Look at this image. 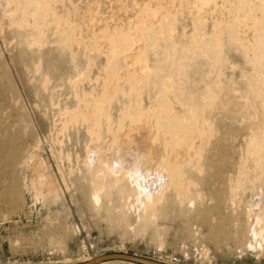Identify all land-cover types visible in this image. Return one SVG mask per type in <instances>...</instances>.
<instances>
[{
    "label": "rangeland",
    "instance_id": "obj_1",
    "mask_svg": "<svg viewBox=\"0 0 264 264\" xmlns=\"http://www.w3.org/2000/svg\"><path fill=\"white\" fill-rule=\"evenodd\" d=\"M193 23L187 14L179 12L174 18H168L163 22L164 34L157 36L162 43H154L147 31H142L144 36L138 38L143 43V56L150 72L142 79L128 71L124 61L127 53L121 51L124 55L117 54L111 63L109 55L89 50L87 46L95 33L91 37L80 36L78 55L73 59L68 51L61 49L59 34L54 35L50 28L43 47L27 48L23 41L28 32L11 28L6 20L0 21V264H82L107 254H126L165 264H264V249L259 252L246 247L249 239L246 209L249 206L258 213V200L264 206V168L258 170L254 159L246 157L249 138L258 133L256 125L263 115L259 109L261 88L253 66L246 64L243 53L225 34L219 42L210 36H205L203 41L194 37L197 42H193L191 37L197 27ZM204 28L209 35L210 23H205ZM204 42L207 50L200 49ZM172 44L174 51L170 50ZM215 46L218 50L213 51ZM173 53V58L189 56L184 65L186 70L181 72L182 76H171L172 82L175 85L187 83L201 93L210 88L217 91L220 101L209 120L211 134L202 141L206 147L198 151L200 160L196 165L182 166L179 191L182 204L173 188L165 191L157 205L158 211L152 212L148 219H142L141 215L138 218L137 195L132 193L129 198L131 193L127 188L121 195L105 192L100 206L92 204L86 196L93 175L84 169L90 146L86 132L89 124L81 121L80 106L92 107L89 94L94 93L96 82L92 81V91L81 98V103L77 97L80 91L77 76L83 73L88 78L93 69L105 76V80L102 79L105 93L99 97L96 110L100 113V132L104 136V112L111 118L113 130L116 124V129L120 125L119 116L126 108L130 110L129 117L138 121L143 108L159 114V107L168 100L157 88L145 83L152 82L158 74L167 75L168 72L160 68L170 65L168 60ZM110 85H115L113 91L107 87ZM106 97L114 100L108 101ZM175 102L170 101L169 119L186 117L183 103ZM222 108L230 111H220ZM83 112L86 113V109ZM123 122L128 128V118ZM178 135L179 132L174 136ZM143 142L121 147L124 169L143 165L153 173L156 166L141 159V152L149 146L148 141ZM168 147L173 149L171 145ZM40 162L49 168L47 172L56 186L54 193L36 182L38 177L34 170ZM201 165L203 169L197 170ZM252 193L256 199L250 198ZM216 194L226 197L225 206L216 207ZM188 199L195 204L191 209L190 204H186ZM165 203L166 208L161 209ZM206 207L207 222L216 229L214 242L209 241L207 225L201 223L195 211Z\"/></svg>",
    "mask_w": 264,
    "mask_h": 264
},
{
    "label": "bare ground",
    "instance_id": "obj_2",
    "mask_svg": "<svg viewBox=\"0 0 264 264\" xmlns=\"http://www.w3.org/2000/svg\"><path fill=\"white\" fill-rule=\"evenodd\" d=\"M178 12L187 14L188 17L197 24L195 28L196 32L191 37L193 42L196 41H194V37L196 39L198 37V39L200 38L202 39L201 41H203L205 36H210L211 39L217 42L219 38L223 37V34H225L228 39L237 46V50L239 49L240 53H243L246 64L249 63L253 66V72L256 74V81L260 85V87L259 85L258 87L261 88L259 89L261 90L259 91L261 95V106L259 109L262 110L263 115L256 125L258 133H253L249 138L246 157H248V159L253 158L254 165L258 170L262 171L264 168V0H76L72 2L71 0H0V21H8L10 27L12 26L14 29L22 28L26 30L28 32V37L24 39L23 44L26 45L27 48L32 46L36 48L43 47L45 39H47L46 34L49 32L48 28H50V31H52L54 35L59 34L61 49L68 51L74 59L78 55L77 48H79L78 43L80 42V36L91 37V35L95 33L96 36L90 40L89 46H87L88 48L90 47L89 50L92 51V49H94L97 53L106 56L109 55L108 60H110V62H113L117 54L121 53V55H124V52L125 54L127 53L128 57H126L124 61L128 64V71L135 72L136 75L142 79H145V75L147 73V75H149L150 72L147 70L146 61L143 56V43H140L141 41L138 37L144 36L142 31H144V33L147 31V35L153 38L154 43L157 41L161 42V38H157V36L164 34L162 32V28H165L163 22L168 18H174ZM148 21L152 22L149 24ZM207 22L211 25V32L209 35L204 28ZM172 30L173 29H170V32ZM139 34L140 36H138ZM169 34L171 35V33ZM119 39L121 40L120 44L124 42L121 48L119 47L120 44H118ZM201 41L199 40V42ZM190 44L191 43H189V46ZM205 45L203 44L200 49L207 50L208 47ZM219 45L220 43L218 47ZM174 49L173 44L170 45V50L174 51ZM212 50H218V48L216 47V49L213 48ZM121 51H123V53ZM189 52L187 53L190 54ZM206 52L203 51L202 53L206 54ZM188 54L178 58H173L174 53L171 54L168 60L171 61L170 65H163V67L160 68L161 70H166L168 72L167 75L160 77L158 74L152 82L145 83L151 84L154 88H157L159 94H162L163 97L168 100L167 104H163L159 107V114L153 113L149 108H143L141 110V118L138 121L129 117L128 114L130 110L126 108L128 110L126 111L125 109L119 116L120 125L116 129L118 125L116 124L115 130H113V126L111 127L110 123L111 118L109 119L107 112H104L103 118L105 119L104 126L106 130L104 136H102L100 132V113H97L96 110L98 102L100 101L99 97H102L105 93L103 92L105 88L103 81L105 80V76L95 69L92 70L88 78H85L83 73L77 76L76 79L80 86L79 95L77 94V97L81 103L83 97L88 96L92 91V81L96 82L94 93H90L91 95L89 94L93 103L92 107L85 108L84 105L80 106V113H82L80 114V119L84 124H89V126L86 127V132L90 138V146L87 148L88 154L87 160L84 162V169L89 175H93L92 181H89V194L86 196L92 204L100 206L101 197L105 192V194L110 191L120 192L121 195V192L127 188L131 193L129 198L132 197V193H136L137 195L136 200L140 204L138 218L141 215L142 219H148L149 215L155 212L166 190L173 188L176 198L181 201L179 191L182 185V166L184 164L193 166L194 164L196 165V161L198 162L200 160V153H198V151L201 152L202 149H205L206 146L202 144V141L208 134H211L212 130L209 121L211 113L219 107L220 102L217 91H211L210 88H207L205 92L201 93L193 90L187 83L175 85L172 82L171 76H179L182 74L181 72L183 70H186L187 66L184 65H186V61L188 60ZM88 66H91V64L88 63ZM35 71L38 70H34V72ZM150 71H152V69ZM157 71H159V68ZM250 75L252 77V73ZM131 76L133 75L131 74ZM183 76L185 77L184 74ZM218 76L219 75L216 77ZM165 77L169 79L166 80ZM125 79L129 82L132 80H129L127 76ZM170 79L171 82L169 81ZM187 80L188 79H186V81ZM115 85H113V87ZM99 87L102 88L95 93ZM107 87H109L110 91L111 89L113 91L111 85ZM252 92L253 91H251V93ZM106 98L108 100L109 97ZM172 99L176 102L180 101L183 103V111L187 114L186 117L182 115L169 119L172 111L170 105ZM109 100L112 101L114 99ZM85 109L86 113L83 112ZM242 109L241 110L244 111V108ZM253 109L252 107V110ZM220 111L229 112L230 110L222 108ZM127 118L129 121L128 128L125 127L123 122ZM206 129L208 132H206ZM178 132V137L174 136ZM133 133L135 136H131ZM166 134L172 135L166 136ZM143 141H148L147 144H149V146L147 150L143 149L144 151L141 152V159L143 162H152L156 166L153 173L147 170L148 168L146 169L143 165L128 170L124 169L123 162L125 160L121 154V147L136 144L134 142L141 143ZM170 145L173 149L168 147ZM30 160L31 159H29V161ZM47 169L41 162L36 164L34 170L37 173V176H35L38 177V181L36 182L45 186L48 191L52 193L53 191L55 192L56 186L52 178H50ZM202 169L203 166L201 165L197 170L201 171ZM35 172L34 174H36ZM150 175H152V177L149 179V183L146 179L149 178ZM40 187L41 186L38 188L40 189ZM198 198L200 199V197ZM216 198L218 199L216 207L222 204L225 206L226 197L223 198V195L220 196L216 194ZM250 198L256 199V195L252 193ZM257 202L258 213L253 212V209H249V206L248 208L246 207L247 211L245 210L247 212L246 219L249 222V224L247 223V234L249 239L247 240L246 247L250 250H260L259 252H261L264 249V206L261 200ZM166 203L161 209L164 207L166 208ZM186 204H190V209L195 205L190 199L187 200ZM207 209V207L206 209L197 208L195 211L201 223L207 225L209 241L214 242L216 229L213 224L207 222L208 218L205 217V215H207Z\"/></svg>",
    "mask_w": 264,
    "mask_h": 264
},
{
    "label": "water",
    "instance_id": "obj_3",
    "mask_svg": "<svg viewBox=\"0 0 264 264\" xmlns=\"http://www.w3.org/2000/svg\"><path fill=\"white\" fill-rule=\"evenodd\" d=\"M111 261H124L132 264H165V263L139 258L131 255H126V254H107L104 256L94 258L82 264H103Z\"/></svg>",
    "mask_w": 264,
    "mask_h": 264
}]
</instances>
